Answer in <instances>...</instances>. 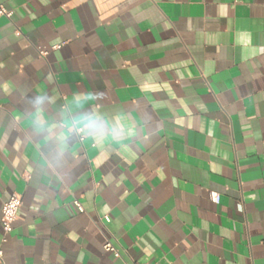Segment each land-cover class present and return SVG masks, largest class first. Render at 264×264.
Wrapping results in <instances>:
<instances>
[{
	"label": "crops",
	"instance_id": "obj_1",
	"mask_svg": "<svg viewBox=\"0 0 264 264\" xmlns=\"http://www.w3.org/2000/svg\"><path fill=\"white\" fill-rule=\"evenodd\" d=\"M1 8L0 264H264V0Z\"/></svg>",
	"mask_w": 264,
	"mask_h": 264
},
{
	"label": "built area",
	"instance_id": "obj_2",
	"mask_svg": "<svg viewBox=\"0 0 264 264\" xmlns=\"http://www.w3.org/2000/svg\"><path fill=\"white\" fill-rule=\"evenodd\" d=\"M0 15H6L8 17L11 16V14L3 8L0 9ZM211 197L215 203H219L220 198L218 194H212ZM22 205H23L22 197L18 194L12 195L11 198L4 203L3 209H2V228H3V232L5 236L13 232L14 226L16 222L18 221L19 211ZM76 205L80 207V204L78 202L76 203ZM4 242H6V239H4ZM105 249L107 251L114 252L118 255L117 251L111 244H107L105 246ZM3 256H4L3 250L0 249V261L1 262H3Z\"/></svg>",
	"mask_w": 264,
	"mask_h": 264
}]
</instances>
